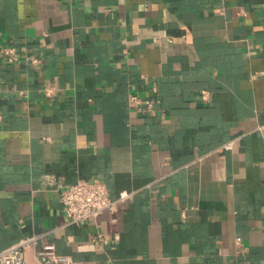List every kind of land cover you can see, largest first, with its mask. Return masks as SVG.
I'll return each instance as SVG.
<instances>
[{
    "label": "crops",
    "instance_id": "1",
    "mask_svg": "<svg viewBox=\"0 0 264 264\" xmlns=\"http://www.w3.org/2000/svg\"><path fill=\"white\" fill-rule=\"evenodd\" d=\"M46 173L133 192L62 225ZM51 228L99 264H264V0H0V250Z\"/></svg>",
    "mask_w": 264,
    "mask_h": 264
},
{
    "label": "built area",
    "instance_id": "2",
    "mask_svg": "<svg viewBox=\"0 0 264 264\" xmlns=\"http://www.w3.org/2000/svg\"><path fill=\"white\" fill-rule=\"evenodd\" d=\"M3 54L9 61L17 59L15 48L6 46ZM51 87H45L44 93L51 95ZM202 97L207 98V90H202ZM131 100L139 104L140 96L131 94ZM233 139L223 143L224 147H231ZM43 181L47 185L56 186L60 190L61 208L66 216L63 224H79L96 218L104 212L115 213L121 203L132 195L131 190L122 189L119 194L112 197L108 187L103 180L98 177L80 178L74 182L61 183L50 173L43 175ZM53 228L25 235L17 241L7 245L0 250V264H31L27 258L28 249L33 250L35 264H99L94 259H76L68 253H59L55 250V244L48 238L49 232ZM96 238L107 241L111 236L99 231ZM113 238H118L119 234L114 233Z\"/></svg>",
    "mask_w": 264,
    "mask_h": 264
}]
</instances>
